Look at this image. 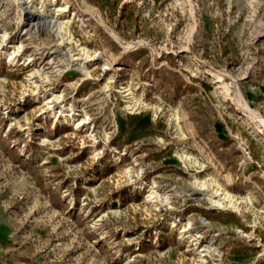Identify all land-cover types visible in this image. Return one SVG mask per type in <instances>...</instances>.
<instances>
[{
	"label": "rangeland",
	"instance_id": "obj_1",
	"mask_svg": "<svg viewBox=\"0 0 264 264\" xmlns=\"http://www.w3.org/2000/svg\"><path fill=\"white\" fill-rule=\"evenodd\" d=\"M0 43V264H264V0H0Z\"/></svg>",
	"mask_w": 264,
	"mask_h": 264
},
{
	"label": "bare ground",
	"instance_id": "obj_2",
	"mask_svg": "<svg viewBox=\"0 0 264 264\" xmlns=\"http://www.w3.org/2000/svg\"><path fill=\"white\" fill-rule=\"evenodd\" d=\"M27 1V0H26ZM35 8V7H34ZM59 8V7H58ZM58 11H61V9H58V10H56V12H58ZM62 12V11H61ZM53 13V12H52ZM60 13V12H59ZM51 15V14H50ZM29 16V15H28ZM56 16V15H55ZM62 16V15H61ZM54 17V16H53ZM32 19V18H31ZM61 19V17L60 18H56L55 19V24H56V26L58 27V29H60V30H63V29H67L68 30V28H66V26H67V24H69V21H62V20H60ZM45 20V19H44ZM67 27H69V26H67ZM66 30V31H67ZM69 31V30H68ZM67 31V32H68ZM56 32V31H55ZM64 32V31H63ZM62 34V33H61ZM69 34H71V33H69ZM66 35V34H65ZM2 42H4V41H2ZM3 44V43H2ZM2 44L0 43V54L1 55H3V56H5L7 59H9V60H12L13 59V56L8 52V50L5 48V47H2ZM87 49V48H86ZM86 49L85 48H83L82 49V51H83V54L82 55H80V57L79 58H76L75 59V61L77 62L75 65L76 66H78V68H80V69H82V71H84V72H87L86 71V67H85V64L84 63H82V57L83 56H86V58H88V56H90V55H88V53H89V51H86ZM79 55V54H78ZM71 56V55H70ZM73 56V55H72ZM89 74V73H88ZM219 77V76H218ZM222 80V79H221ZM219 78H218V81H221ZM131 93V92H130ZM129 97V96H128ZM139 102V101H138ZM136 103V102H135ZM137 105V104H136ZM134 108V107H133ZM133 108H130V109H133ZM133 111V110H132ZM57 113L58 112H56L55 113V116H57ZM66 119V121L67 122H70L71 120L70 119H68L67 117L65 118ZM76 121L77 120H73V123H76ZM196 184L197 185H199V186H201V187H208L209 185L207 184V182H205V180L204 181H202V180H199V179H197L196 180ZM220 189H218L217 188V190L215 191V193L217 194L218 192H220L219 191ZM211 192V191H210ZM221 193H222V191H221ZM210 195V194H209ZM224 195V197H223V199H221V198H219V197H221V196H223ZM209 197V196H208ZM210 198V200L214 203V205H216V204H218V205H221V206H235V204H234V202H233V199H232V197L230 196V194H228V193H225V194H219L218 196H215V195H212V196H210L209 197ZM236 202V201H235ZM237 208V207H236ZM225 209V208H224Z\"/></svg>",
	"mask_w": 264,
	"mask_h": 264
}]
</instances>
